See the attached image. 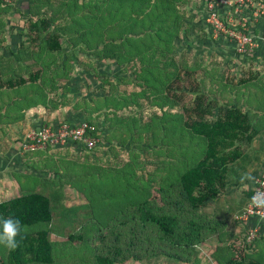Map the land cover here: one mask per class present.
Instances as JSON below:
<instances>
[{"label":"trees","instance_id":"16d2710c","mask_svg":"<svg viewBox=\"0 0 264 264\" xmlns=\"http://www.w3.org/2000/svg\"><path fill=\"white\" fill-rule=\"evenodd\" d=\"M194 1L27 0V19L23 22L25 32H21L25 40L13 54L16 58L25 56L26 64L33 67L38 64L37 56L53 55L63 49L59 41L62 37L74 51L88 53L99 63L123 66L122 72L130 68L134 78L122 80L134 82L138 91H122L116 97L117 84L103 76L100 87L108 88L102 97H93L94 104L88 107L86 100L81 98L83 103L79 102L77 106L89 115L104 114L112 127H122L128 136L137 134L146 147L150 144L149 136L156 139V131L161 138L173 142L178 143L180 134L186 133L200 143L199 151L182 158L181 166L175 165L172 175L168 170L167 175L170 176H162L159 184L156 171L166 165L148 158L145 165L144 161L136 162L133 157L129 161L120 160V169L111 166L96 168L87 162L81 167V174L72 176L85 177V183L81 184H88L89 190H92L91 180L101 177L102 173L113 176L119 172L121 177L120 201L117 205H110L112 208L103 219L96 221L98 224L95 222L101 225L95 226L96 231L101 232L103 226L108 236H98L100 244L92 264H144L160 256L180 264L189 263L188 253L196 254V247L206 245L210 240L215 242L209 253L214 264H264V235L247 242V234L234 236L221 229V222L205 214V208L217 200L229 184L240 185L244 165L249 162V154L243 150L264 136V105L258 108L222 106L202 92L200 87L205 84L197 78L196 69L189 68L178 59L174 41L189 29L186 7ZM12 4L0 0V12H9ZM2 31L0 25V34ZM8 69L1 66L0 72L4 74ZM93 69L92 73L98 78L96 69ZM252 78H242L238 85L246 86L256 79ZM67 79V76L63 78V95L69 91ZM17 86L19 84L13 82L12 77L0 80V88ZM57 88L52 81L48 92H56ZM98 101L102 103L97 104ZM143 102L148 104L147 108H143ZM46 104L56 108L52 100ZM147 109L150 110L149 117L144 116ZM127 110L131 115L125 117L124 113H129ZM84 121L88 126L86 136L100 141L96 123L89 118ZM116 139L119 145H124V139ZM77 147L76 151H86ZM138 147L136 145L132 151ZM141 151L146 153V148ZM52 162L49 170L52 176L37 184L49 189L27 191L0 203V214L19 218L25 227L44 226L24 233L20 246L14 251L8 250L7 258H1L0 264H55L50 234L58 233L72 242L82 239V236L74 234L77 220L73 224L71 219L79 205L76 208L65 204L52 207L53 203L63 201L64 183L74 185L64 180L61 161ZM150 165L152 169H148ZM136 169L139 174H136ZM57 175L59 177L54 178ZM77 189L80 190L79 187ZM252 194V191L246 193L248 201ZM201 210L202 218L199 216ZM76 214L80 219L78 226L86 223L84 215ZM118 214H123L120 223L115 219ZM59 216L63 217L60 231L53 227L55 218ZM105 238V242L110 239L111 243L102 242Z\"/></svg>","mask_w":264,"mask_h":264},{"label":"rangeland","instance_id":"374dc122","mask_svg":"<svg viewBox=\"0 0 264 264\" xmlns=\"http://www.w3.org/2000/svg\"><path fill=\"white\" fill-rule=\"evenodd\" d=\"M236 1L237 0H231V5L228 8L222 9L217 17L219 24L215 25L214 22L210 23L206 21V13L204 12L205 8L202 0H195L192 5L188 6V9L186 10L187 12L185 13L186 23L189 24V29L174 41V49L179 60L185 63L189 68L196 69L197 78L203 80L205 84L204 86L201 85L200 88L205 95L209 96V98L219 101L222 106L230 104L258 108V106L264 105V14L258 11L259 6L261 4L264 5V0ZM13 2H15V0L10 1V3ZM21 2L23 3L20 4L21 8L19 9H23V7L25 9V0H21ZM224 9H227L225 13L223 11ZM7 12H0V25H2L4 36L9 37L12 29L11 23L15 22L18 25H22L23 20L20 16L17 17V15H10L14 10L9 11L10 13ZM13 16L15 17L14 19ZM24 19L26 20V18ZM220 24L221 27H219ZM6 25L9 27L6 28ZM242 34H245V36L248 35L250 42L245 43L244 48H240L239 51L236 42L238 41V36ZM257 37L260 38L258 39ZM17 39L21 40L22 37L18 36ZM59 41L63 47V50L59 53L65 58L63 60L64 67L66 70H70L69 65H72L71 69H73L76 64V57H73V61H75L74 64H70V62L73 61L67 60V54H71V56H75V54L71 53V47L67 45L64 38H59ZM86 54L90 56L88 53ZM45 55L47 57L50 56L49 54ZM44 67L48 70L49 65L47 60L44 63ZM86 67L89 68V65L86 64ZM90 74V78L93 79L92 73ZM113 75L117 76V78H113V81L115 80V82L117 81L116 79L119 81L122 76L120 72L118 74V70L113 73ZM253 76L256 77V79L246 86L238 85V81L242 78L253 79ZM76 78L77 77L73 76L69 83L76 82ZM84 78L86 77L84 76ZM131 78L133 79V76H131ZM89 81L90 80L87 81V84H89ZM95 83L98 85V90L100 91V79L95 80ZM30 89V86H26L24 88H17L9 93L6 90L1 92L0 96L5 94L7 98L10 96L21 98V101H23L21 106L25 107L32 103L30 102V97L26 94V92H28L27 90ZM83 90V88L80 89V91ZM119 90L120 92L125 91L126 93H129L131 91H138V88L133 82L129 83L126 82V80H121L119 83ZM78 98L79 97H77V99ZM142 105L143 108H147L148 106V104H144V102ZM153 109L155 110V108ZM144 113L143 115L145 117H149L150 110H144ZM124 114L125 117L131 115L130 111L129 113L126 112ZM69 122L70 121L67 119H64L59 123H56V125L68 124ZM136 124H139V122L137 121ZM78 125L79 123L74 122V126ZM98 127L102 130L99 134L100 142L101 139L104 138L105 142H109L108 147H104L101 144L91 151H82L78 153L75 148L66 146L65 144L62 147L57 146L49 148L42 145V147H37L34 151L27 152L30 156L38 155L40 157L41 160H39L40 163L38 165L41 172L47 169V167L49 168L45 173L40 174L41 178L47 179L52 176V173L49 172L53 164L52 161L58 159L61 161L60 170L64 180L67 179L74 183V185H69L68 182L64 183L62 188V191H64L63 201L59 200L60 203L58 204L53 203L52 207L54 205L58 206L65 204L67 207L76 208L79 205L76 212H74V215L71 216V219L74 222L73 224H75V220H77L76 227L73 228L74 234L82 236V239L72 242L69 241L67 237H61L58 233L50 234L49 238L53 244L55 264H92L93 255L95 251H97V246L100 244L98 236H108V231L103 226L100 229L101 232L96 231L95 226H101L97 225L98 223L96 221L105 217V213L109 212V208H112L110 205H117L120 201L119 186L121 183V177L119 172H117L118 175L114 173L113 176L102 173L103 175L101 177L93 178V180H91L93 181L92 190H89L88 184L86 186H82L81 184L85 183V177L80 176V178H76L75 176L72 178L75 173H77V175L81 174L82 166H85L88 162L89 164L93 163L96 168H99L98 166H111L120 169L122 161H119H129L130 157L136 159V162L144 161L143 165H145L146 158L154 159L155 161H161L162 164L166 165L165 168H159L156 171L157 183L159 184V180L162 176L167 175L168 170L172 175L175 172L172 168L175 167V165L181 166L180 161L182 158L196 154L200 148L199 140L190 138L186 133L180 134L178 137L180 141L177 143V141L173 142L174 140L170 141L171 139L161 138V136H159L160 133L156 131V139L152 140V137L149 136L148 142L150 144L146 147L143 140L139 141V138L136 136L137 134L128 136V134H125L122 127L119 129H104L105 127L101 121L98 124ZM120 133H122V135ZM116 138H120L121 141L124 139V145H119ZM136 145L139 147L136 151H132L135 149ZM143 148H146V153H142L141 150ZM75 151L77 153H75ZM243 151L249 154V162L244 165L243 173H250L255 177V180H257L264 174V136L255 139L251 144L246 146ZM46 164H48L47 167L45 166ZM149 168L152 169V166H148V169ZM89 171L91 172V170ZM135 171L136 174H139L137 169ZM167 176L169 177L170 175L168 174ZM58 177L59 176L57 175L54 178L57 179ZM33 180L34 179L30 177H25L24 179L16 177L15 181L19 183L20 186L19 195L27 191H45L46 189H49L48 187L45 188V186L39 187V185H37L38 182H33ZM254 182L255 181L245 180L243 182L240 181V183H238L240 185L234 183L229 184L219 198L214 202H211L205 208V214L211 215L213 219H217L222 224L221 229L225 231L227 230L232 234L235 233V236L237 237H243V235L248 234L251 230L255 232L257 228L256 225H259L260 223L257 218L252 217L242 219L239 217L249 202L246 199V193L254 190ZM76 186L79 187L80 190H78ZM77 212L84 215V221L86 222L80 226H78L80 219L78 220L77 218ZM124 213L127 216V210H125ZM122 215H116V222H121L123 219ZM199 216L202 218V210L199 212ZM55 219L56 221L54 222L53 227L56 230H59L60 227H63V217L59 216ZM247 220L250 222L257 220L258 223L250 225ZM92 223L94 224L90 225ZM43 228L44 226L42 225L33 227L27 226L25 227V233ZM237 232L241 233L237 234ZM105 240L106 238L103 239L102 242L107 244L111 243L110 239L106 242ZM214 245V240H210L206 242V245L202 246L201 244L197 246L195 249L196 254L188 253V259H190L189 263L181 264H214L209 258L210 248ZM169 251L172 252L171 250ZM7 256L8 249L3 245H0V259L2 258L5 260ZM129 264L139 263L131 262ZM144 264L180 263L160 256L146 261Z\"/></svg>","mask_w":264,"mask_h":264},{"label":"crops","instance_id":"0c3cea01","mask_svg":"<svg viewBox=\"0 0 264 264\" xmlns=\"http://www.w3.org/2000/svg\"><path fill=\"white\" fill-rule=\"evenodd\" d=\"M21 3H23L21 0H15V2H13L12 10H14V12L10 15H17V17L20 16L24 22L26 21L24 18L27 19V0H25V9L24 7L23 9H19L21 8ZM186 8L188 9V7ZM17 12H19V14ZM14 16L13 19L15 18ZM23 26V24L18 25L15 22H12V29L10 31L11 34L9 37L4 36L3 31L0 34V48L2 49V51L0 49V67L10 65L7 66L9 69L4 74L0 72V80L12 77L13 82H17L19 84V86L14 88H0V93L6 90L9 93L17 88L30 86L31 89L27 90L28 92H26V94L30 97V102H32L30 105L22 107L21 104L23 101H21V98H17L15 96L7 98L5 94L0 96V203L20 196V186L19 183L15 181L16 177H21L22 179L30 177L35 180H33V182H38V184L41 180H46V178H41L40 175L41 173H45V170L41 172L39 169L38 164L40 163L39 160H41L40 157L38 155L30 156V154L22 151L21 143L23 141V137L29 130L45 125L46 123L56 125V123H59L64 119H67L70 121L69 123L73 125L74 122L80 124L81 122H85L84 120L86 118H89L91 121L96 123L99 131H102L98 127L100 121L103 122L105 127L104 129H112L114 128L112 127V123H110L104 114L92 113L89 115L87 111L83 112L77 104L79 102L83 103L81 102V98H83L87 102L86 107H88L89 105L94 104L92 101L93 97H102L108 87L106 86L105 88H101L100 85V92L98 90V85L95 83V80L97 79L101 80L104 77H107L112 82L116 83L117 88L114 91V95L117 97L122 93V91L120 92L119 90V83L122 78L130 79L131 76L134 78L130 68L122 72L123 66H117L113 63H109L107 65L105 62L99 63L95 61L94 57L88 56L86 53H82L79 50L74 51L72 48L71 53L75 54V56L67 54V60L73 61L76 57V64L73 69H71L72 65L69 66L70 70H66L64 67L63 60L65 58H63V55L60 54L63 49H61L59 54L54 53L48 57L46 55H39L37 56L38 64L33 67L28 66L26 64V59L24 60L25 56H22L23 59H18L13 55L18 50L21 42H24L25 40V37L21 34V32H25ZM7 27L9 26L6 25V28ZM18 36H21L22 39L18 40ZM60 39H62V37H60ZM46 60L49 65L48 70L44 67ZM75 61L70 62V64H74ZM86 64L89 65V68L86 67ZM93 68L96 69L98 78H96L95 74L92 73L91 69ZM117 70L118 74L120 72L122 76L119 81L116 79L117 81L115 82V80L113 81V78L115 79L117 76L113 75V73ZM31 73L37 74L34 75ZM90 73H92L93 79L90 78ZM32 76L34 79H32ZM65 76L68 78L66 84L69 91L63 95L62 86L64 84L63 78ZM73 76L77 77V81L70 84L69 81ZM84 76L86 78H84ZM58 79H60V81H56ZM88 80H90L89 84H87ZM52 81H54V85L58 87L56 92H54V90L48 92L49 88H51ZM81 88L84 90L80 91ZM77 97L79 98L77 99ZM51 100L56 105V108L54 109L48 107V104H46L47 101ZM101 103L102 102L100 101L97 102V104ZM101 144L104 147L109 146V142H105L104 138L101 139L100 145ZM79 152L80 151L78 150V153ZM75 153L77 152L75 151ZM248 222L250 225L258 223L257 220ZM239 233L241 232H237V234ZM262 235H264V233Z\"/></svg>","mask_w":264,"mask_h":264},{"label":"built area","instance_id":"2783aa9c","mask_svg":"<svg viewBox=\"0 0 264 264\" xmlns=\"http://www.w3.org/2000/svg\"><path fill=\"white\" fill-rule=\"evenodd\" d=\"M3 3H10L11 0H2ZM242 2L243 0H237L236 2ZM204 11L206 13V21L210 23H215V25L219 24L217 17L218 14L222 11L223 8H228L231 5V0H202ZM224 13L227 9L223 10ZM262 14H264V5L261 4L258 8ZM217 27V26H216ZM221 27V24L219 25ZM250 38L245 34L238 36L237 46L238 50L240 48H244L245 43H249ZM88 128L86 122H81L78 126H74L73 124H62V125H53V124H45L37 128L31 129L28 133L23 137V141L21 143L22 151L27 153L29 151H34L37 147H42V145H50L51 147L57 146H66L71 145L75 149H78L77 146L85 149L86 151L93 150L96 146L100 145L99 140L95 138H91L86 136V129ZM254 190L252 191V196L257 192H264V174L261 175L254 182ZM264 216V209H257L251 204V199L249 200L247 206L242 211L239 216L242 219L248 218H257L260 223L256 225V231L252 230L248 232L246 239L247 242H251L259 235L264 233V219L261 217ZM245 217V218H243ZM263 229V230H262ZM254 230V229H253Z\"/></svg>","mask_w":264,"mask_h":264},{"label":"clouds","instance_id":"9594fccd","mask_svg":"<svg viewBox=\"0 0 264 264\" xmlns=\"http://www.w3.org/2000/svg\"><path fill=\"white\" fill-rule=\"evenodd\" d=\"M258 39L260 37H257ZM241 182L255 181V177L250 173L241 176ZM251 204L257 209H264V192L257 191L251 197ZM264 219V216L261 217ZM25 226L20 219L12 215L4 216L0 214V245H3L9 251H14L20 246V242L24 239ZM19 237V239H18Z\"/></svg>","mask_w":264,"mask_h":264}]
</instances>
